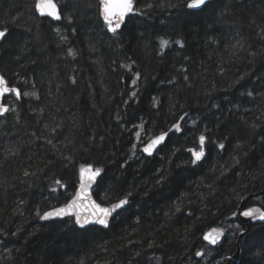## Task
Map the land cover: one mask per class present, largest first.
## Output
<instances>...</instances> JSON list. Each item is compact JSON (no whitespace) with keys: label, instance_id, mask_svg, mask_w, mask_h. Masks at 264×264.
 <instances>
[{"label":"trees","instance_id":"obj_1","mask_svg":"<svg viewBox=\"0 0 264 264\" xmlns=\"http://www.w3.org/2000/svg\"><path fill=\"white\" fill-rule=\"evenodd\" d=\"M35 1L0 0V74L21 93L0 117V264H264V224L239 249L230 237L264 191V0H133L116 32L98 0H55L59 22ZM84 165L102 170L97 201L128 204L107 229L41 221Z\"/></svg>","mask_w":264,"mask_h":264},{"label":"snow or ice","instance_id":"obj_2","mask_svg":"<svg viewBox=\"0 0 264 264\" xmlns=\"http://www.w3.org/2000/svg\"><path fill=\"white\" fill-rule=\"evenodd\" d=\"M208 0H189L187 7L190 9H200L203 6H206ZM101 4V14L106 24L108 25V29L111 32H116L117 29L121 27V25L125 22V18L130 14H133L134 4L133 0H100ZM35 9L41 15H47L53 17L54 19H60V12L55 3V0H37L35 4ZM5 31H0V38L5 36ZM167 41L161 40V47L166 46ZM8 93L14 94L16 97H20L21 93L17 88L9 87L7 81L3 76H0V97L5 96ZM135 95V93H133ZM9 109L4 105L0 104V113H5ZM177 131L180 130V125H173ZM167 133H161L159 136L151 139L147 145L144 147L143 151L151 154L152 150L159 145L166 137ZM139 136V133H137ZM205 141V137H200L201 149L200 151L190 150L192 152L193 157L195 158L193 162L198 161L204 155L203 144ZM223 147V145H221ZM101 169L97 168L95 170L92 169L91 165L87 167L81 166V190L77 194L75 200L69 203L66 208L54 209L52 212H45L41 219H46L49 217H64V216H72L74 217V223L84 228L88 225L98 224L105 228L109 226V217L117 210L122 209L126 204H128L127 196L124 199H120L117 203L112 204L110 207H103L95 201H89L87 205V214H83L80 211H73V209L84 207V201L88 200V194L86 191L87 185L85 184V178L87 180V184H91L96 177L100 174ZM59 183V181H57ZM129 196L131 193L128 194ZM79 201V203H77ZM244 217L251 218L253 220L259 219L264 222V210L260 208H249L242 212ZM215 233L216 235H213ZM219 236V231L213 229L212 232L205 235V240H208L210 243L215 244L217 242V238ZM196 255L200 256L202 253L197 252Z\"/></svg>","mask_w":264,"mask_h":264},{"label":"water","instance_id":"obj_3","mask_svg":"<svg viewBox=\"0 0 264 264\" xmlns=\"http://www.w3.org/2000/svg\"><path fill=\"white\" fill-rule=\"evenodd\" d=\"M213 0H208V3L209 2H212ZM36 2H37V0L35 1V4H36ZM98 2H99V14H100V18H101V20H102V22L103 23H105L106 24V22H105V20L103 19V16H102V14H101V4H100V0H98ZM207 3V4H208ZM58 7V6H57ZM204 7V6H203ZM203 7H201V8H203ZM200 8V9H201ZM34 9H35V6H34ZM58 9H59V7H58ZM191 10H199V9H191ZM35 12H36V14H37V16L38 17H40V18H47V19H49V20H51L52 22H59L60 20H61V18L60 19H54L53 17H50V16H47V15H41L36 9H35ZM59 12H60V9H59ZM60 16H61V14H60ZM128 17V16H127ZM126 17V18H127ZM126 18H125V21H126ZM125 23V22H124ZM123 23V24H124ZM123 24L121 25V26H123ZM118 30V29H117ZM1 31V30H0ZM6 33V32H5ZM3 38H0V41L2 40ZM0 76H2L1 74H0ZM10 87V86H9ZM11 93H8V94H6L5 96H3V97H0V104H4L8 109H9V105H7V104H5V102H4V98H6L7 96H9ZM18 98V97H17ZM9 111V110H8ZM7 111V112H8ZM7 112H5V113H0V117H3ZM180 123H181V121H179V122H177L176 124H179L180 125ZM171 131H174V132H177V133H179L181 130H179V131H177L175 128H171ZM160 135V134H159ZM159 135H156V136H153V137H151L150 139H148L145 143H144V145L142 146V148H141V152H142V155L144 156V157H146V158H150V157H152L154 154H155V152L165 143V140H166V137H165V139L159 144V145H157L153 150H152V153L151 154H148V153H146V152H144L143 151V149H144V147L147 145V143L151 140V139H153V138H155V137H157V136H159ZM85 167H87L88 165H84ZM92 166V165H91ZM92 169L93 170H95V168L92 166ZM80 170H81V168H80ZM80 170H79V181H78V186H77V189H76V191H75V193H74V195L70 198V200L66 203V204H64V205H61V206H58V207H54V208H51V209H49V210H46V211H44L42 214H41V216H40V220L41 221H59V220H63V219H67V218H72L73 219V221H74V217H72V216H64V217H49V218H46V219H41V217L44 215V213L45 212H52L54 209H60V208H66V206L69 204V203H71L73 200H75L76 199V197H77V194L80 192V190H81V173H80ZM102 175V170H101V172H100V174L96 177V179L93 181V182H91V184H87V180H86V178H85V184L87 185V187H86V191H87V194H88V200H86V201H84V207H80V208H76V209H73V211H80L81 213H83V214H87V205H88V202L89 201H95L96 203H98V204H100L101 206H103V207H110V205H105V204H102V203H100L99 201H97L96 200V198H95V196H94V194H93V191H94V188H95V186H96V184H97V182H98V180H99V178H100V176ZM262 194H264V191L262 192ZM258 195H256V197H257ZM251 197H246V198H243L242 200H241V203H240V205H239V207H238V210H237V219H238V221L240 222V224H242V225H245L246 226V229H244L243 231H241L240 233H239V237H238V242L239 241H241V239L243 238V236H245L248 232H249V229H250V226L251 225H262V224H264V222H262V221H260L259 219H256V220H253V219H251V218H248V217H244L243 215H242V212H244L245 210H247V209H249V208H260L261 210H264L262 207H260V206H258V205H251V206H248V207H245L244 209H242L243 207H244V205L249 201V199H250ZM77 203H79V201H77ZM114 217V213L109 217V224H110V221L112 220V218ZM75 224V223H74ZM75 226L77 227V228H79V229H86V228H88V227H98V228H101V229H107V228H105V227H103V226H101V225H98V224H92V225H88V226H86V227H84V228H81V227H79V226H77L76 224H75ZM213 229H216V230H218L219 231V236H218V238H217V242L215 243V244H212V243H210L208 240H205V235L206 234H208V233H210V232H212V230ZM213 235H216L215 233H213ZM224 237H225V232H224V230L223 229H221V228H215V227H213V228H210V229H208V230H206L204 233H203V236H202V240H203V242L207 245V246H209V247H217V246H220V245H222V242H223V240H224ZM239 249V248H238ZM200 253H202V252H200ZM203 254V253H202ZM202 255H200V256H198V257H201Z\"/></svg>","mask_w":264,"mask_h":264},{"label":"rangeland","instance_id":"obj_4","mask_svg":"<svg viewBox=\"0 0 264 264\" xmlns=\"http://www.w3.org/2000/svg\"><path fill=\"white\" fill-rule=\"evenodd\" d=\"M148 139H150V137L149 138H147L145 141H147ZM144 145V144H143ZM142 145V146H143ZM142 146H141V148H142ZM140 148V149H141ZM252 205H258V206H260V207H262L263 209H264V199L263 198H257L255 201H253V203H252ZM111 206V205H110ZM120 210V209H119ZM118 211V210H117ZM114 213H116V212H114ZM234 217H235V219H237L238 217H237V214H235L234 215ZM238 220V219H237ZM230 226L232 227V232L230 233V237L231 238H234L233 240L235 241V243L237 244V246H238V248H240V246H242V245H245L246 244V242H245V237H246V235L249 233H247L245 236H243V238L241 239V241H239L238 242V239H237V234H238V232H239V227H240V224H239V222L238 221H234L233 223H231L230 224ZM250 228H251V226H250ZM222 229V228H221ZM224 230V229H223ZM226 230H224V232H225ZM249 231H250V229H249ZM240 233V232H239ZM241 243V244H240ZM222 244H223V242H222ZM240 244V245H239ZM221 246V245H220ZM218 247V246H217ZM212 248H215V247H212ZM203 254H205V255H203L202 254V256H201V258L203 259L202 261H204V262H207L208 261V258H209V256L211 255V254H213V252L212 253H210L209 254V252H207V251H201ZM215 252V251H214ZM198 256V255H197ZM217 261H219V260H217V259H212L210 262H208V263H206V264H216L217 263Z\"/></svg>","mask_w":264,"mask_h":264},{"label":"flooded vegetation","instance_id":"obj_5","mask_svg":"<svg viewBox=\"0 0 264 264\" xmlns=\"http://www.w3.org/2000/svg\"><path fill=\"white\" fill-rule=\"evenodd\" d=\"M255 198H263L264 199V194H262L261 193V195H258L257 197H255ZM250 200V199H249ZM249 202V201H248ZM248 202L244 205V207L242 208V209H244L245 207H248V206H251V205H247L248 204ZM238 210V209H237ZM236 214H237V212H236ZM238 221V220H237ZM239 222V221H238ZM239 224H240V222H239ZM244 229H246V226L245 225H242V224H240V227H239V232H241V231H243ZM239 232H238V234H237V239H238V237H239Z\"/></svg>","mask_w":264,"mask_h":264}]
</instances>
